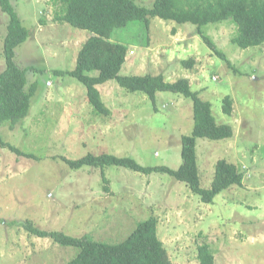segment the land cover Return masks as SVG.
<instances>
[{
	"label": "rangeland",
	"instance_id": "1",
	"mask_svg": "<svg viewBox=\"0 0 264 264\" xmlns=\"http://www.w3.org/2000/svg\"><path fill=\"white\" fill-rule=\"evenodd\" d=\"M135 1L146 7L155 2ZM11 2L30 31L15 60L32 69L27 88L34 82L38 86L29 114L14 128L10 122L0 124V138L31 155H18L0 143V264H64L78 254L76 247L32 234L24 226L27 220L45 230L118 243L151 216L158 219L159 237L174 264H200L201 245L210 247L216 264H264V44L238 46L231 18L199 26L154 17L150 28L136 20L114 31L112 40L128 47L121 74L163 73L172 82L186 78L212 103L217 123L233 126L231 138L197 141L202 187L212 184L219 159L244 173L242 185L206 203L168 173L117 165L75 169L63 160L107 151L143 166L177 169L183 162L182 136L194 128L193 100L159 91L154 103L147 94L109 80L97 85L107 110L98 112L87 87L58 72L77 66L91 33L57 21L60 7L51 0ZM8 21L0 7V73L6 68ZM190 59L191 66L183 63ZM228 95L230 115L223 111Z\"/></svg>",
	"mask_w": 264,
	"mask_h": 264
},
{
	"label": "trees",
	"instance_id": "2",
	"mask_svg": "<svg viewBox=\"0 0 264 264\" xmlns=\"http://www.w3.org/2000/svg\"><path fill=\"white\" fill-rule=\"evenodd\" d=\"M51 1L60 7L56 11L57 21L91 33L79 51L77 66L69 71L58 72L70 74L81 81L87 87L89 100L98 112L107 110L97 85L109 80H116L127 91L147 94L154 103L159 91L179 93L192 98L194 110V128L191 134L182 136L183 162L177 169L143 166L130 156H116L107 151L91 152L78 159L62 156L65 162L75 169L86 165L101 168L117 165L143 173H168L178 181L185 182L206 203H212L218 194L231 186L242 185L243 171L226 159L218 160L214 179L208 188L202 187L200 183L198 139L231 138L234 135L233 126L217 123L212 103L202 99L198 91H193L186 78L172 82L167 81L163 73L121 74L128 47L122 42L113 41L112 37L116 29L136 20L150 28L154 17L180 24L191 22L199 26L231 18L238 27L233 42L243 49L261 46L264 44V0H155L152 7L140 5L135 0ZM0 7L9 15L3 46L6 68L0 73V124L10 122V127L14 128L29 114L31 99L38 84L34 82L27 88V72L32 69L20 66L15 60L16 48L29 38L30 31L22 24L11 0H0ZM204 40L221 58L231 63L210 38L204 37ZM192 60L183 63L191 66ZM232 106V97L228 95L224 98L223 111L230 115ZM0 143L18 155L31 157L1 138ZM105 188L108 190V187ZM157 220V217L151 216L141 221L125 240L118 243L103 242L89 234L72 236L61 230H45L37 227L32 220L24 222V226L36 236L78 248V254L64 264H174L159 237ZM198 259L200 264H216L215 255L208 245L199 246Z\"/></svg>",
	"mask_w": 264,
	"mask_h": 264
}]
</instances>
